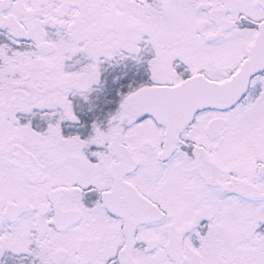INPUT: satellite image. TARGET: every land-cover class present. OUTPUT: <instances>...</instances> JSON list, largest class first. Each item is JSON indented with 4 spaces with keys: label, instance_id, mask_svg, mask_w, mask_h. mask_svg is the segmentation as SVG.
<instances>
[{
    "label": "snow or ice",
    "instance_id": "obj_1",
    "mask_svg": "<svg viewBox=\"0 0 264 264\" xmlns=\"http://www.w3.org/2000/svg\"><path fill=\"white\" fill-rule=\"evenodd\" d=\"M0 264H264V0H0Z\"/></svg>",
    "mask_w": 264,
    "mask_h": 264
}]
</instances>
